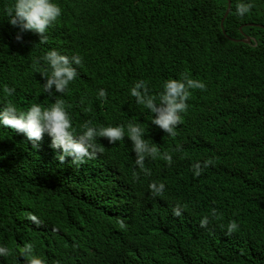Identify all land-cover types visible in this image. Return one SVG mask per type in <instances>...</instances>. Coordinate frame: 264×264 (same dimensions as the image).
I'll return each instance as SVG.
<instances>
[{
    "label": "trees",
    "instance_id": "trees-1",
    "mask_svg": "<svg viewBox=\"0 0 264 264\" xmlns=\"http://www.w3.org/2000/svg\"><path fill=\"white\" fill-rule=\"evenodd\" d=\"M58 2L62 15L41 42V34L21 33L9 23L5 9L12 0H0V110L9 101L17 107L52 101L42 74V57L51 49L83 56L82 65H76L80 80L72 89L80 104L72 108L73 117L85 114L90 103L127 108L140 80L157 102L168 79L201 80L206 88L191 90L173 135L187 146L188 167L200 165L197 195L186 217L195 239L179 231L165 241L161 237V217L180 225L175 210L183 206L165 173L140 172L127 155L104 149L128 188L123 211L112 222L109 216L121 207L100 197L111 183L109 175L87 164L84 177L73 179V168L58 163L50 149H34L0 127V232L17 217L15 208L30 205L66 240L99 235L74 254L68 245L38 237L26 255L25 237H17L21 245L2 233L0 246L10 242L13 252L0 264H21L32 255L46 258L48 252L63 264H264V0H247L254 7L243 17L236 12L239 0ZM4 86L15 93L9 97ZM100 89L107 91L106 98L99 97ZM138 105L136 121L151 128L154 114ZM209 159L213 163L205 166ZM153 184L165 187L157 192ZM223 189L226 201L217 196ZM204 208L208 223L201 226ZM224 213L236 217L237 229L211 228ZM191 246L192 256L179 250Z\"/></svg>",
    "mask_w": 264,
    "mask_h": 264
},
{
    "label": "clouds",
    "instance_id": "clouds-1",
    "mask_svg": "<svg viewBox=\"0 0 264 264\" xmlns=\"http://www.w3.org/2000/svg\"><path fill=\"white\" fill-rule=\"evenodd\" d=\"M254 7L253 2L239 0L236 8L237 15L243 17ZM62 7L58 0H12L5 9L9 23L18 27L22 32L33 31L42 35V41H46V33L50 26L62 15ZM21 40L22 35L18 34ZM44 65L43 75L46 83L43 89L53 96L47 105L30 103L25 107H17L9 101L0 110V127L8 130L12 136L26 141L34 149H50L55 159L60 164H68L73 168L71 178L81 179L85 174V166L93 165L99 172L110 174L111 183L105 186L100 197L109 205H120V210L109 216L113 222L123 211V205L127 197V185L121 169L107 160L104 149L115 148L122 154L132 159L140 172H163L167 175L177 197L183 203L182 208L176 209L175 214L180 216V225H175L162 219V239L179 231L183 235L195 239L191 224L186 221L187 212L190 209L191 199L196 196V177L200 171V165L194 163L188 167L191 160L187 156V146L183 138H175V129L182 122V113L186 112L188 100L192 89H205L206 85L198 79L187 75L182 78L168 79L163 84V91L158 100L150 96L147 82L140 80L131 89V95L136 97L133 102L127 101V108L120 105H107L105 102L87 104L85 114L73 117L72 108L79 106V99L73 95V85L80 80L83 56L76 54L67 56L58 50L51 49L42 57ZM84 76V75H83ZM74 82V83H73ZM4 92L10 97L15 93V88L4 86ZM100 98H106L107 91L100 89ZM144 105L153 114L151 128L139 123L136 118L139 114V105ZM211 159L205 162V166L211 165ZM197 169V170H196ZM160 184L153 189L160 192L164 189ZM218 198L226 201V191L223 189L217 194ZM17 217L7 224V229L0 234H9L16 244L23 237L28 240L24 245V253L31 254L33 246L30 241L44 237L49 244H64L72 249V253L82 250L90 245L97 233H87L77 238L66 240L61 237L55 223L46 215L41 214L32 206L15 208ZM207 215L204 208L202 218ZM208 218L201 221V226H206ZM125 225L121 222V227ZM238 224L234 215L224 213V217L211 222V228L222 230H235ZM18 237V238H17ZM0 246V263L8 255L12 254V244L4 241ZM23 245V244H21ZM192 256V246L184 249ZM193 258V257H192ZM194 259V258H193ZM58 260V261H56ZM153 260L150 264H156ZM21 264H63L59 259L43 258L32 255Z\"/></svg>",
    "mask_w": 264,
    "mask_h": 264
},
{
    "label": "water",
    "instance_id": "water-1",
    "mask_svg": "<svg viewBox=\"0 0 264 264\" xmlns=\"http://www.w3.org/2000/svg\"><path fill=\"white\" fill-rule=\"evenodd\" d=\"M230 10H231V2L229 1V8H228V11H227L225 17L228 16ZM244 41H245L246 43H250V42H251V38H250V37H247V39H244Z\"/></svg>",
    "mask_w": 264,
    "mask_h": 264
},
{
    "label": "bare ground",
    "instance_id": "bare-ground-1",
    "mask_svg": "<svg viewBox=\"0 0 264 264\" xmlns=\"http://www.w3.org/2000/svg\"><path fill=\"white\" fill-rule=\"evenodd\" d=\"M110 176H112V175L110 174Z\"/></svg>",
    "mask_w": 264,
    "mask_h": 264
}]
</instances>
